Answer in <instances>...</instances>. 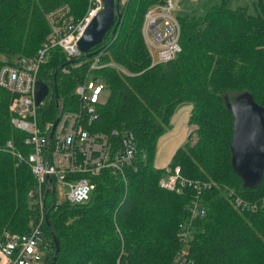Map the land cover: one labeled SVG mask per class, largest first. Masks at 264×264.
<instances>
[{"label":"trees","instance_id":"trees-1","mask_svg":"<svg viewBox=\"0 0 264 264\" xmlns=\"http://www.w3.org/2000/svg\"><path fill=\"white\" fill-rule=\"evenodd\" d=\"M160 1H119L114 32L110 27L92 47L100 64L92 73L105 86L94 125L132 132L136 168L125 170V181L103 171L81 203L46 194L47 220L41 225L51 251L44 264L55 251L53 236L59 242L55 264H169L181 246V230L195 264H264V168L251 187L232 170V114L225 105L247 91L264 106V4L259 1L258 11L248 13L219 0L190 16L177 15L179 51L150 64L141 22L145 10ZM62 3L79 17L87 0H0V57L34 54L49 31L47 12ZM92 55L69 59L59 47L52 49L38 73L49 87L41 121L56 115L57 102L73 105L74 87L86 76ZM9 97L0 89V236L4 229H31L40 214L28 195L35 186L28 165L1 148L8 138L19 144L22 135L10 124ZM182 102L190 104L188 123L195 128L174 149L168 167L177 164L182 177L208 181L198 192L192 184L180 191L160 187L165 168L152 163L156 139ZM196 197L204 213L191 216L187 206Z\"/></svg>","mask_w":264,"mask_h":264},{"label":"built area","instance_id":"built-area-1","mask_svg":"<svg viewBox=\"0 0 264 264\" xmlns=\"http://www.w3.org/2000/svg\"><path fill=\"white\" fill-rule=\"evenodd\" d=\"M87 2L86 10L79 17L71 12L68 3L47 12L49 31L34 54L14 55L10 60L0 57V89L10 93L9 121L22 133L19 144L8 138L1 148L28 165L35 179L29 195L40 209L39 221L31 229L2 231L0 264H44L45 256L51 251V239L41 225L46 216L44 200L48 192L56 197L57 185L63 188L64 201L77 204L89 199L96 177L103 171L125 181V170L136 168V140L132 132L115 128L101 130L94 125L97 106L105 93L103 81L92 73L100 65L97 54L93 53L87 62L86 76L74 87L73 105L57 102L54 117L45 121L39 117L45 97L36 103L38 73L55 47L69 59L82 53L77 45L79 36L102 5L101 0ZM171 8L172 1L163 0L149 6L143 14L140 30L150 64L171 59L180 49L179 22L177 15L171 14ZM151 48L156 49L155 55ZM185 184H192L198 192L207 182L182 177L177 164L166 167L158 178V185L169 190L180 191ZM187 208L191 216L204 213L197 197L190 200ZM178 237L181 246L169 264H195L187 249L186 232L181 230Z\"/></svg>","mask_w":264,"mask_h":264},{"label":"water","instance_id":"water-1","mask_svg":"<svg viewBox=\"0 0 264 264\" xmlns=\"http://www.w3.org/2000/svg\"><path fill=\"white\" fill-rule=\"evenodd\" d=\"M101 3L77 41L79 51L86 55L94 53L92 47L101 42L106 30L111 27L110 32H114L120 19L118 0H101ZM48 91L47 84L37 79V104ZM54 91L57 99L56 85ZM225 105L232 114V131L228 143L231 168L244 185L254 186L260 180L264 168V106L256 102L247 91L241 92L232 100H225ZM45 219L47 220V213ZM53 240L55 251L48 264H55L59 253V242L55 236Z\"/></svg>","mask_w":264,"mask_h":264},{"label":"rangeland","instance_id":"rangeland-1","mask_svg":"<svg viewBox=\"0 0 264 264\" xmlns=\"http://www.w3.org/2000/svg\"><path fill=\"white\" fill-rule=\"evenodd\" d=\"M118 1H122V0H118ZM171 1H172V8H171L172 15L175 16V15L185 14L187 16H190L191 14L198 13V11L202 8L204 3L212 4L218 2L219 0H171ZM259 1L260 3L263 2L262 4H264V0H226V4L229 7L243 6L246 8V11L248 13H256L258 11L257 8L258 5L260 6ZM86 8L87 5L84 11L86 10ZM150 51L152 52V54L154 55L156 54L155 48H151ZM189 109H190V104L188 102H182L178 104L176 109L169 118L168 127L166 128V130H164L162 134H160L157 137L155 143V151L152 158V163L155 167H159V168L168 167V163L174 149L178 145L184 142L187 132H189V130L191 131L192 128H195V124L188 123ZM195 137H196L195 134L192 132L190 138L191 141H193ZM199 181L208 182L205 180H199ZM29 196L32 198L33 203H35L34 197H32L31 195ZM55 198L58 202L64 201L63 188H61L59 185H57L56 187Z\"/></svg>","mask_w":264,"mask_h":264},{"label":"bare ground","instance_id":"bare-ground-1","mask_svg":"<svg viewBox=\"0 0 264 264\" xmlns=\"http://www.w3.org/2000/svg\"><path fill=\"white\" fill-rule=\"evenodd\" d=\"M98 11V10H97ZM96 13V12H95ZM91 19V18H90ZM82 33V32H81Z\"/></svg>","mask_w":264,"mask_h":264}]
</instances>
